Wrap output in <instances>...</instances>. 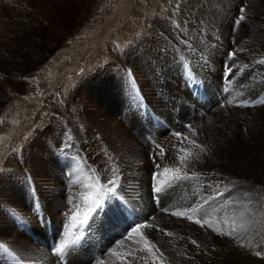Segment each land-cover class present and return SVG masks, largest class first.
Segmentation results:
<instances>
[{"label":"bare ground","instance_id":"1","mask_svg":"<svg viewBox=\"0 0 264 264\" xmlns=\"http://www.w3.org/2000/svg\"><path fill=\"white\" fill-rule=\"evenodd\" d=\"M228 1L224 0L225 5L222 4L219 8L221 18H219L217 34L206 35L210 44L209 48L203 49L199 45L202 55L199 56L197 62L204 60L206 62L204 68L207 70L210 64L211 72L204 70L209 76L210 85L211 83L217 85L221 77L227 74L226 80H231L232 86L234 85V95L231 93L232 99L224 94L222 99L225 102L221 103L222 105L218 104L219 99H209L210 102L207 105L210 108L205 114L206 117L189 121L187 127L183 126L186 119L184 117L188 111L184 109L188 101L187 87L186 91L183 88L180 91L176 88L181 83L176 77L177 71L173 64V57L176 56L175 54L179 57H186L185 46L179 38L188 39L187 32L178 30L176 34L175 29L158 23L160 28H156L157 32H154L157 38L165 39L170 46L173 44V49L177 47L179 50V52L175 51L173 57L171 54L164 56L156 51L153 54L158 55L161 64H155L151 61L150 54L148 52L146 54L143 50L140 51L136 44L124 54L121 53L120 59L123 63H118L120 64L119 71L115 74L113 72L115 69L110 67L103 70L104 73L98 70L86 78L83 88V97L85 96L86 100L84 110L81 112L77 107L79 114L76 120L83 124L81 129L83 137L90 134L93 137L92 140H87L88 142L76 140L73 146L59 147L63 143L56 139L55 129L47 125L41 131L39 130L38 135L25 149L24 160L12 158L14 160L10 172L0 179V264H17L12 261L7 262L2 252L12 257L22 256L26 264H62L65 252L70 253L68 242L71 238L67 237L65 241H60L59 247L63 245L62 251L51 253L49 240L47 241L44 234L41 235L42 229L36 224L38 218L34 212L40 207L43 209L40 211L41 219L46 217L47 212L55 224L70 222L73 216L77 218L86 208L84 206L87 205L86 200L90 193L86 180H98L104 183L106 179L117 182L120 193L139 209L141 214L139 218L142 221L146 219L143 224L150 225V227L140 228L139 232L133 231L132 235H124L125 225L118 227V231L114 232L112 221L108 220L110 219L108 214L102 215L96 224L97 229H101L99 237L104 236L105 239L102 244L103 250H100L101 245L96 248L95 257L97 258L90 257L88 260H82L67 253L69 258L63 261L64 264H217L221 261V258L217 259L218 252H226L222 255L223 257L225 255L224 258L230 256V240L226 236L222 241L213 237L215 235L212 229L215 222L214 216L200 212L197 218L188 219L172 214L178 211L187 212V210L193 212V209L199 212L206 206L213 209L217 201L216 196L220 195V193L217 194L218 191L215 192L220 180L232 172L238 175H245L247 172L254 174L257 170H255L256 163L264 160V112L261 109L263 107L260 106L264 104V0H230L231 2L226 6ZM42 2L49 3L51 0H42ZM16 3L19 4L20 0H15L14 4ZM34 10L32 7L29 13L27 11L29 17H37ZM7 13L8 3L0 0L2 29L5 27H2V24L7 20ZM22 17L25 21L27 15ZM0 39H3L1 34ZM3 40L6 41L5 37ZM232 53H236L235 57L231 55ZM190 54L198 56L193 52ZM2 56L0 53V60ZM167 56L168 61L163 64ZM157 65L160 69L158 72L162 73L161 75L165 78V85L161 84L158 74H155ZM127 67H131L134 74L141 75L136 76L139 82L132 78L133 83L131 85L128 83L124 76V73L128 72ZM228 68L233 69L232 75L228 74ZM200 69L202 70V67ZM138 83L144 93H147L149 101L162 109L164 115L172 108L171 97L166 99L169 104L168 108H163L162 102L156 95L157 89L163 86L169 90L170 95H175L178 102H181L177 104L179 107L174 115L180 118L178 122L165 120L166 122L162 125L164 128L161 127L159 131L156 130L154 124L142 126L136 123L127 100L133 87H139ZM124 90H127L129 94H125ZM172 91L174 93H171ZM83 97L82 100H84ZM259 99H262V102L251 106ZM237 103L242 105L238 106ZM246 104L251 107H247ZM148 112V116L155 117L151 115L152 111ZM82 114H88V121L97 128L96 131L100 132L99 139L95 136L96 134L92 133V130L87 129L90 127L85 124L84 117L86 116ZM189 119L192 118L189 117ZM166 124L169 128L165 126ZM140 129L144 132L142 138H139L138 133L136 136L131 131H140ZM169 129L177 131L179 136L167 134ZM146 138L149 142L156 141L162 144L158 145L164 149L162 158L158 157L157 146L154 143L149 145L145 141ZM46 141L52 142L50 150L44 146ZM48 145L51 144L48 142ZM197 155L200 157L198 161L195 159ZM181 156L185 158L184 163L180 161ZM59 159L60 162H58ZM157 163L160 165L159 169L155 167ZM82 172H85L87 178L84 179L85 182L80 183L76 179ZM178 177L181 179H177ZM156 188L160 189L159 194L155 192ZM35 193L39 194L42 200V208L40 204L35 203ZM70 200H72L70 203L78 208V212L69 213L73 207H69L68 210L66 202ZM82 200L86 203L84 204ZM87 201V208H90L92 199L90 202ZM224 207L225 205L217 210L218 212L222 210L223 218L230 216L232 210H225ZM93 211L97 215L101 209H93ZM216 213L212 214L216 215ZM197 220H200V223H196ZM232 227L234 228V225ZM41 237L46 239L43 243L39 241ZM33 238L37 241L34 242ZM145 238L150 242L147 245ZM191 241H196V244ZM232 254L235 255V253ZM214 259L217 260L216 263Z\"/></svg>","mask_w":264,"mask_h":264},{"label":"rangeland","instance_id":"2","mask_svg":"<svg viewBox=\"0 0 264 264\" xmlns=\"http://www.w3.org/2000/svg\"><path fill=\"white\" fill-rule=\"evenodd\" d=\"M5 1L8 3V17H6L5 23L2 24V27H6H4L5 30L0 26V34L3 39L4 37L6 39V41L0 39V53L3 55L0 60V179L10 172L11 164L15 158L24 160L25 149L38 135L39 130L41 131L47 125L55 129L57 133L55 135L56 139L63 143L59 147L73 146L76 140H85V142L92 140L93 137L90 134L83 137V130H81L83 124L76 120L79 110L81 112L84 110L83 106L86 100L84 99L85 96L83 97V88L86 78L95 74L98 70L102 72L110 67L115 69L113 70L115 74L119 71L120 64L118 63L122 62L120 59L121 53L124 54L131 49V46L136 44H138L140 51L143 50L146 54H150L151 61L155 64H161V59L158 55L153 54L156 51L164 56L169 54L172 56L179 52L177 47L173 49V44L170 46L165 39L157 38L154 32H157L156 28H160L159 24L175 29L176 34H178V30L187 32L186 36L188 39L180 37L179 40L183 42L185 53H187L186 57H188H179L178 54H175L176 56L174 57L172 56L174 58L173 64L177 71L176 77L179 78V83H181L176 88L179 91L182 88L186 91L187 87L188 101L184 109L186 108L188 111H186L184 117L186 119L183 122V126L187 127L189 121L206 117L205 114L210 108L207 104L212 98L219 99L220 102L218 104L222 105L225 102L222 99L225 95L230 96L229 98L231 99V95H234V85L232 86L231 80H226L227 74L221 77L220 83L217 85L212 83L210 85L209 76L207 72H204V70L211 72L210 64V68L207 66L209 68L207 70V68H204L206 63L204 60L201 59L199 63L197 62L198 58H200L199 56L202 55L199 45L203 49H208L210 44L206 35H214L218 32L219 18H221L219 16V8L224 4V0H51L49 3H44L42 0H20V3H16V5L14 4L15 0ZM230 2L229 0L226 6ZM32 7L35 9L36 18H31L28 15ZM23 15L24 17L27 15L25 21L23 20ZM172 24L175 26L173 27ZM190 52L198 56H193ZM167 61L168 56L164 58L163 64ZM158 67L159 65L155 68V74H158L161 84L165 85V78L161 75L162 73L158 72L160 71ZM200 67H202V70ZM127 69L131 73V77L139 82L136 76L141 75L138 73V75L134 74L131 67H127ZM191 81L195 83H191ZM140 87V84L138 88L134 86L135 92L131 91L130 94L127 90H124L125 94L130 95L127 102L136 123L142 126L154 124V127L156 125V130L159 131L166 121L173 122L175 120V122H178L180 118L174 115L179 107L177 104L181 102H178V98L175 95H170L169 90L163 86L157 89L156 95L162 102L163 108H168L169 104L166 99L171 97L172 111L170 110L169 113L164 115L162 109L153 105L149 101L147 93H144V90ZM171 93H174V91ZM82 97L84 100H82ZM257 102H262V99L253 102L254 104H251V106H255L258 104ZM78 104L80 105L77 106ZM237 105L241 106L242 104L237 103ZM246 106L249 107L250 105L246 104ZM260 106L264 108V104ZM263 108H261L262 112H264ZM149 110L152 111L151 115H155V117L148 116ZM82 115L87 117H84L85 124L90 128H86L92 130V133L96 134L95 136L99 139L100 132L96 131L97 128L90 124L88 114ZM198 116L199 118H197ZM189 117L192 119L190 120ZM131 131L136 136H138L136 134L138 133L139 138L144 135L141 129L140 131ZM167 134L174 136L177 131H170L169 129ZM145 141L149 145H153L152 143L156 146L161 144L156 143V141L149 142L147 138ZM48 142L51 144L50 146ZM48 142L46 141L44 146L50 150L52 142ZM38 145L40 144L38 143ZM162 150L164 149L162 148ZM13 157L14 159H12ZM56 158L58 159V157ZM58 162H60V159ZM259 162L264 163V160H259L258 164L256 163L255 170H257L254 174L253 172H247L245 175H238L232 172L229 176L227 175L220 180L215 190L220 195L216 194L217 201H215L213 209L212 207L208 208L205 204L206 207L202 208L203 210L200 209L199 212L187 210V212L182 211L185 213L182 217L174 215L181 218H188V216L197 218L200 212H205L208 216L212 215L215 217L212 228L213 233L215 232L213 237H217L218 241H222L224 236H226L230 240L229 246L231 249L229 250L230 256L227 258H224L225 255L224 257L222 256L226 252H218L216 256L217 259L219 258L218 260L221 258V261L217 262L214 259L217 264H264V164ZM80 175H76V178L77 176L79 178L76 181L85 182L87 178L85 172L80 173ZM89 181L86 180L90 189V195L88 194L87 200L90 202L92 199L90 203H93L98 198L97 194L99 192H104V200L101 201L103 207L97 208L101 209L97 215H95L93 210L89 212L87 200V203L82 200L84 204H87L84 206L86 208L81 211L80 215H76L77 218L75 220L72 219L70 222L65 220L66 223L61 222L60 225L53 223L47 212L46 217L41 219L42 216L40 214L42 213L40 211H43V209H40V207L37 210L38 212H34L38 218L36 224H38V228L42 229L41 235L44 234L47 241L49 240L51 253L58 252L56 249L60 248V241H65L67 237L71 238L70 242H68L70 243V253L65 252L66 255L62 259V264H64L63 261L69 258L67 253L82 260H88L90 257L97 258L95 257L96 248L101 245L100 250L102 251V244H104L105 239L104 236L99 237L101 229H97L96 224V221L102 215L108 214L110 217L108 220L112 221L111 225L114 232L118 231V227L125 225L123 229L124 235H132L133 228L146 221V219L142 221L139 218L141 215L139 209L120 193L117 182L106 184L105 182L100 183L98 180ZM236 181L239 182L237 183ZM91 184H93V187ZM232 185L235 186L233 187ZM152 189L154 190V188ZM244 189L246 192H244ZM36 194L35 203L40 204L42 208V200L39 194ZM225 195L228 196L226 197ZM70 202L72 200L66 202L68 210L74 206ZM224 205L225 210H232L230 216L223 218L222 210H219V212L217 210ZM188 211L190 212L188 213ZM72 212L73 210H69V213ZM83 212L84 214H82ZM212 213H216V215ZM86 215L90 217L88 223L92 225L91 232H89L87 224L81 227V221ZM92 217L95 219L93 220ZM232 225H234V228ZM220 233L225 234L221 235ZM228 233L231 234L229 235ZM72 237L74 238L72 239ZM46 239L41 237L39 241L43 243ZM33 241L36 242L37 239L33 238ZM257 252H260L259 256L256 255ZM232 253H235V255ZM2 254L7 262L27 263L22 256L12 257L3 252Z\"/></svg>","mask_w":264,"mask_h":264},{"label":"snow or ice","instance_id":"3","mask_svg":"<svg viewBox=\"0 0 264 264\" xmlns=\"http://www.w3.org/2000/svg\"><path fill=\"white\" fill-rule=\"evenodd\" d=\"M240 19H243V17H240ZM231 55H232L233 57H235L236 53H232ZM228 74H229V75H232V74H233V69H232V68H228ZM125 76H126V78H127V80H128V83L131 85V84L133 83V81H132V77H131V73H130V72H126V73H125ZM191 83H195V82H194V81H191ZM197 86H198V85H197ZM132 91L135 92V89H132ZM189 127H191V126H189ZM176 135L179 136V134H176ZM157 151H158V157L162 158L163 155H164L163 150H162L159 146H157ZM201 151H203L202 148H201ZM195 159L198 161V160L200 159L199 155H197ZM180 161H181L182 163H184V162H185V158H184L183 156H181V157H180ZM155 167H156L157 169H159L160 165L157 163V164H155ZM165 171H167V169H165ZM177 171H179V169H177ZM183 178L186 179L187 177H183ZM177 179H181V177H178ZM105 183H106V184H108V183H113V184H114V181H109V180L106 179V180H105ZM155 192H156L157 194H159V193H160V189H159V188H156V189H155ZM221 195H222V194H221ZM97 197H98V198H97L96 200H94L93 203H92V205L90 206V208H89V212H91L93 209H97V208H101V207H103V205L101 204V201L104 200V192H103V191L99 192V193L97 194ZM156 198L158 199V196H157ZM108 202H110V201H108ZM73 211H74V212H78V208H77L76 206H73ZM195 211H196V210L193 209V212H195ZM172 214H173V215H176V216H183V215H185V213H182V212H173ZM73 219H75V216H73ZM89 219H90L89 216H85L84 219L81 221V227H83L84 225L87 224V226H88V230H89V232H91V230H92V225L88 223ZM92 219L94 220L95 218L92 217ZM188 219H192V217H191V216H188ZM196 223H200V221L197 220ZM202 226H203V225H202ZM147 227H150V225H146V224H142V223H141V224H139V227H134V228H133V231H135V232H139V231H140V228H147ZM220 234L223 235V234H225V233H220ZM228 234L230 235L231 233H228ZM168 235H172V234H171V233H168ZM191 242H192L193 244H196V241H191ZM149 243H150V242L147 240V238H145V244L147 245V244H149ZM153 247H155V246L153 245ZM62 249H63V245H61L60 248L56 249V251H62ZM148 250L151 251V249H148ZM256 255L259 256V255H260V252H257Z\"/></svg>","mask_w":264,"mask_h":264}]
</instances>
